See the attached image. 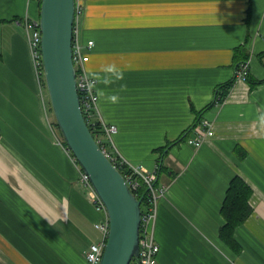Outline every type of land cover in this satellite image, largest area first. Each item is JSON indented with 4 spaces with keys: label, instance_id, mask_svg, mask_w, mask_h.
Here are the masks:
<instances>
[{
    "label": "crops",
    "instance_id": "crops-1",
    "mask_svg": "<svg viewBox=\"0 0 264 264\" xmlns=\"http://www.w3.org/2000/svg\"><path fill=\"white\" fill-rule=\"evenodd\" d=\"M26 13L37 18V0H0V264H87L104 211L46 120ZM79 26L94 41L86 67L101 119L116 126L113 150L165 165L157 264H264V81L235 76L247 60L248 78L264 80V0H84ZM203 119L214 135L187 143ZM235 174L251 213L229 244L220 209Z\"/></svg>",
    "mask_w": 264,
    "mask_h": 264
},
{
    "label": "water",
    "instance_id": "water-1",
    "mask_svg": "<svg viewBox=\"0 0 264 264\" xmlns=\"http://www.w3.org/2000/svg\"><path fill=\"white\" fill-rule=\"evenodd\" d=\"M75 0H40L39 28L43 73L62 137L88 175L109 221L98 264H139L141 198L103 152L83 115L72 59Z\"/></svg>",
    "mask_w": 264,
    "mask_h": 264
},
{
    "label": "built area",
    "instance_id": "built-area-1",
    "mask_svg": "<svg viewBox=\"0 0 264 264\" xmlns=\"http://www.w3.org/2000/svg\"><path fill=\"white\" fill-rule=\"evenodd\" d=\"M84 0H75V19L73 24L72 35V59L75 67L77 89L79 94V100L82 108L83 115L87 124H92L95 128L96 124L100 126V131L96 132V137L101 134L112 143V134L116 132V126L114 124L105 123L99 114L98 109V95L96 93L95 85L96 78L91 76L86 67V63L90 57V51L94 46L92 39L82 41L80 32V17L82 14ZM25 38L29 47L31 59L33 62L34 70L38 83L40 86L42 105L46 120L52 127L53 121L48 115L47 109L43 100L42 93V75H43V62L41 56V33L39 28V20L31 17L27 13L22 18ZM249 74V63L244 61L237 66L235 76L239 80L246 81ZM224 101L219 97L214 98L215 104H220ZM96 129V128H95ZM195 132L192 137L186 138L187 143L194 146H200L208 138L214 135V127L207 119H203L200 124L194 125L191 128ZM102 148L103 152L108 158L117 166H123L124 174L128 187L137 198H141V221L139 226V264H157L156 255L159 251V246L155 241L154 227L157 214V203L165 192V185H155L157 179V167L153 170H147L143 165L136 164L128 161L119 152L113 150L109 152L106 148V142L102 139H96ZM66 150L71 156L72 161L75 163L78 169L79 180L87 187L88 196L93 203L101 210L104 211V217L99 222L95 223V227L100 232V237L97 241L92 242L89 248L85 252V259L87 264H98L108 236L109 221L107 214L104 210V206L97 196L88 175L81 169L80 165L76 161L75 157L71 154L66 145ZM146 187V200L143 199L144 195H141L142 188ZM143 206V208H142ZM129 264H136L134 260H131Z\"/></svg>",
    "mask_w": 264,
    "mask_h": 264
},
{
    "label": "trees",
    "instance_id": "trees-1",
    "mask_svg": "<svg viewBox=\"0 0 264 264\" xmlns=\"http://www.w3.org/2000/svg\"><path fill=\"white\" fill-rule=\"evenodd\" d=\"M38 1V8H40V0ZM37 19H39V14L37 16ZM246 57V55H245ZM239 66V63L236 65ZM250 83V87H252L256 83L263 82L264 80L260 81H251L248 77L246 79ZM43 84H45V81L42 79ZM234 80L227 81L225 83H222L217 86V89L215 91V97H219L220 99H223L226 97L228 91L232 87ZM91 132L93 135H96V132L100 131V126L96 124L95 128L92 126V124H88ZM166 148V146L161 147V151ZM119 171L124 174L123 166H117ZM165 168V165L160 161L157 164V179L155 181V185H163L159 183V176L160 171ZM252 193L251 187L242 179L239 175L235 174L231 177V179L228 182V186L225 191L224 198L222 200L221 204V214L224 219V224L219 228V235L220 237L229 244L234 243V230L237 226L242 224L246 218L251 213V206L249 203V197ZM141 195L143 196V199L146 200V187L142 188Z\"/></svg>",
    "mask_w": 264,
    "mask_h": 264
},
{
    "label": "rangeland",
    "instance_id": "rangeland-1",
    "mask_svg": "<svg viewBox=\"0 0 264 264\" xmlns=\"http://www.w3.org/2000/svg\"><path fill=\"white\" fill-rule=\"evenodd\" d=\"M41 79H43L45 81L44 74L42 75ZM41 83H42V85H41L42 86V93H43L42 95H43V100H44L45 107L47 109L48 115L50 116L52 121L56 124L54 113H53V110L51 108V103H50V98H49V94H48L46 83L45 84H43V82H41ZM59 132H60V130H59ZM96 139H102L104 141V143L106 142L107 143L106 144L107 150L109 152H113L112 143L108 139H106L103 135L101 136V134H99V136L96 137ZM142 208H143V206H142Z\"/></svg>",
    "mask_w": 264,
    "mask_h": 264
},
{
    "label": "clouds",
    "instance_id": "clouds-1",
    "mask_svg": "<svg viewBox=\"0 0 264 264\" xmlns=\"http://www.w3.org/2000/svg\"><path fill=\"white\" fill-rule=\"evenodd\" d=\"M114 99V98H113Z\"/></svg>",
    "mask_w": 264,
    "mask_h": 264
}]
</instances>
